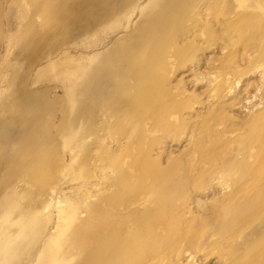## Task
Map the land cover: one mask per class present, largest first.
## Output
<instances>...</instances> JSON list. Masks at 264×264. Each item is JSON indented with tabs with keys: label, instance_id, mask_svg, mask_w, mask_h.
<instances>
[{
	"label": "rangeland",
	"instance_id": "374dc122",
	"mask_svg": "<svg viewBox=\"0 0 264 264\" xmlns=\"http://www.w3.org/2000/svg\"><path fill=\"white\" fill-rule=\"evenodd\" d=\"M113 4L0 0V264H105L138 227L128 264H264V0ZM100 203L96 249L60 246Z\"/></svg>",
	"mask_w": 264,
	"mask_h": 264
},
{
	"label": "bare ground",
	"instance_id": "6f19581e",
	"mask_svg": "<svg viewBox=\"0 0 264 264\" xmlns=\"http://www.w3.org/2000/svg\"><path fill=\"white\" fill-rule=\"evenodd\" d=\"M93 1L96 4L95 8L98 9L99 14L101 16L105 15L106 17H112L113 18L114 13L116 12V9H117V6H115L113 4V3H115V0L114 1H112V0H93ZM109 2H111V4H113V7L111 6L112 8H109L110 10L106 9V6H104L105 4H108ZM53 11H54V9L50 5H47V6L45 5V7H44V21L45 22L53 21V19H54ZM68 11L69 10H66V12H68ZM117 14H118V12H117ZM71 15L72 14L69 13V15L65 16V19L66 20L70 19ZM1 143H2V141L0 140V144ZM144 162L145 163H143V164H140L141 161L138 162L139 165H137L136 168L133 170L137 179L141 180V179H146L148 177L157 178L159 175V171H158L157 167L152 163H149L146 161H144ZM168 183H169V181H164L162 183V185L158 186L151 193L152 200L156 201L158 198L166 196V193L164 190H165V186ZM121 184L124 186V184L120 182V185ZM135 184L136 183H133V184L128 183L127 185H125L127 190L132 195L135 194L138 190V188ZM131 194H130V196H131ZM114 199L119 200V198H116V197ZM100 205H101V203H100ZM103 205H101L100 207L94 208V210L91 213V216L88 214L89 217L87 219V222H79V223L73 225V231L70 233V235L65 236L61 240L60 246L65 245L64 247L68 248L66 250L75 249L79 252V254L91 253V251L94 250L93 248H95V245H97V243L99 241H101L103 238H105L104 232L109 227V220L107 218L108 215L105 213L106 210L103 207ZM10 206H11V211H14V210L19 211L18 206H17V208H15L12 203L10 204ZM95 206H93V207H95ZM74 212H76V210ZM18 213H20L19 216L22 218L23 215H21V211H19ZM8 216H9V214H8ZM21 220L18 219L19 222ZM2 221L8 222V219L6 217L5 218L2 217ZM147 222L149 225H151V219H148ZM145 227H148V226H145ZM148 228L149 229L146 231L147 233L150 232V227H148ZM118 229H120L119 226H118ZM141 230H142V227H138L135 231V236L132 237L131 240H129L128 242L125 243V246L127 247L126 250L122 251L121 253L114 254L115 253L114 251L116 250V248L114 247L113 250L110 252L111 256H109V259H108L109 261L105 264H128V261H130L133 257H135L137 255H142L144 253V251L146 250V248L141 244V238H140ZM150 247H151L150 248L151 250L149 249L145 253L148 252L150 254H153V252H152L153 246H150Z\"/></svg>",
	"mask_w": 264,
	"mask_h": 264
}]
</instances>
